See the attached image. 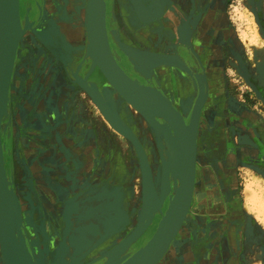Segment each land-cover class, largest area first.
<instances>
[{"label": "rangeland", "instance_id": "obj_1", "mask_svg": "<svg viewBox=\"0 0 264 264\" xmlns=\"http://www.w3.org/2000/svg\"><path fill=\"white\" fill-rule=\"evenodd\" d=\"M17 1L19 8V0ZM44 1L45 11L42 19L38 25L28 29L19 41L7 107L1 121L6 181L13 189H17L24 202L19 201L20 236L24 240L29 238L30 241L29 234H33L32 243L36 258L39 255L38 251L42 252L43 241L35 238L38 229L35 228L34 222L39 223V220H42L48 225L50 219L53 225L51 227L58 233L62 228L60 226L65 224L64 217L70 218V226H73L72 224L77 221L78 210L93 206L94 203L102 206L103 202L108 201L101 198L100 185V182L108 180L112 173L106 175L104 173L103 166L108 161H111L113 166L118 165L120 169L126 170V180H129L126 181L127 195L124 197V205L128 207L126 209H133L134 205H138L132 219H139L141 216L139 206L142 203V173L138 151L125 135L110 124L107 118L108 114L113 112L106 111L104 106L99 108L97 104L100 100L103 101L101 96L100 100L97 99L98 103L94 102L85 88L79 84V81L83 82L84 79L87 84L92 79H97L99 83L103 80L102 77L99 79L98 69H92L84 33V7L74 5L69 14L65 7L69 0ZM187 1L180 0L177 6L181 8L185 3L184 11H187ZM191 1V14L197 13L200 16L207 7L210 13L207 19L209 30L204 60L210 69L208 74L214 80L208 84V95L200 112L195 134L196 184L193 198L183 225L160 261L168 258L169 252L171 253L173 248H178L179 242V252H187L185 239L188 235H185L189 231V238L194 243L192 254L195 255V259H198L203 249L208 251L212 247L225 258L232 250L235 257L237 248L241 252L240 264H264V227L261 223L254 222L252 218V230L250 231L248 226L241 229V217L249 221L248 215L242 214L239 208L243 201L242 178L237 180L234 175L232 178L227 170L230 157L239 153L243 158L241 163L234 162L231 165L234 166L235 175L241 172L238 167L242 165L244 169L253 172L257 170L256 172L264 179V139L257 136L259 131L264 137V0H205L203 8L197 9L194 8L195 1ZM110 3L112 20L108 32L111 38L118 25L134 35L137 25L117 22L116 17L119 14L117 3L116 7L113 0ZM159 3L160 12L156 11L155 4L151 6L152 18L157 19L162 14L163 5L162 2ZM28 7L34 13L32 6ZM69 16H72V24L65 19ZM138 24L140 28L142 23ZM127 35L131 36L128 33ZM121 54L136 74L144 80L151 79V74L143 76L140 73L142 68L136 57L133 58L127 53ZM156 55L154 51L148 54L150 67L153 66ZM151 70L153 69L149 68L148 72ZM113 95L115 96L114 92ZM119 97L123 109L124 107L128 109L126 100L120 95ZM191 102L192 100L188 101V105ZM126 114L129 115L132 124H135V128L133 125L132 127L127 125L120 114L116 115L145 147V162L147 161L155 189L160 193L167 178L169 183L165 191L167 193L172 191L171 172H179V149L171 131L167 139L170 145H167L156 124L146 120L139 110L138 113L131 111ZM151 116L159 125L163 124L161 119ZM184 118L186 119V116ZM103 143H108L111 149L104 150ZM152 145L156 149V158L151 154ZM238 147L249 150L240 151ZM86 148L89 149L88 154L85 152ZM81 153L84 155L79 158ZM151 159L154 167L158 162L155 169L159 170V178H155L156 181L151 172L154 171L150 166ZM39 185L45 192H52L54 201L52 200L51 206L40 197ZM87 191L91 194L99 191L101 195L92 199ZM82 194L85 195L81 196ZM113 200L117 199L112 198L111 201ZM164 205L165 200L157 207L163 209ZM122 207L121 205V209ZM7 215L12 227L15 215L13 206L8 207ZM70 215L71 217H68ZM120 216L119 213L118 218ZM251 217L253 215H250L249 219ZM236 219L239 222L235 226ZM246 224L248 225V222ZM47 229L48 248L45 258L49 264H55L63 254L66 256L67 252H62L59 247L52 255L51 233L50 229ZM184 231L186 232L181 236ZM226 233L231 234L233 247L228 243L226 247ZM123 235L117 241L120 242ZM131 249L118 252L108 262H120ZM174 249L173 252L176 251ZM1 257L0 252V263L3 264ZM225 258L219 257L218 261ZM95 259H98L95 264H100L107 257L101 255ZM93 260L82 259L75 264H87Z\"/></svg>", "mask_w": 264, "mask_h": 264}, {"label": "water", "instance_id": "obj_2", "mask_svg": "<svg viewBox=\"0 0 264 264\" xmlns=\"http://www.w3.org/2000/svg\"><path fill=\"white\" fill-rule=\"evenodd\" d=\"M35 5L37 11L36 15L33 19H29L24 9L22 10V17L19 15L17 0H0V252L5 264H22L12 233L15 240L20 242L22 247L26 249L29 264H41L40 259L45 258L48 248L46 247L48 245L46 228L44 223L41 222L37 234L40 233L41 237H39V240L43 241V254H41L39 250L38 258L34 256L33 243L29 240H24V238L20 236V206L13 205L15 215L13 217V228L11 230V224L7 216L8 209L6 211V202L4 201V189L7 181L1 142V121L7 107L9 85L19 41L24 32L33 27L41 14V4L38 0L35 1ZM14 9H16L15 15L13 13ZM85 12L84 33L92 61V69L97 68L98 71H101L107 78L106 82L122 98L148 103L151 108L148 110L149 112L143 113L141 111L142 105H139L136 101L130 100L143 114L146 120L151 122V124H156V128L166 139L169 138L168 133L171 131L179 149V172H171L173 176L172 191L164 194L169 183L166 178V184L162 187L161 192L157 193L153 185L147 161L145 162L146 156L137 137L124 125L115 113L108 114L109 116L107 119L112 127L125 135L133 143L140 155L143 213L142 217L138 219L136 226L126 234L117 244L116 248L103 254L107 259L100 264H157L180 230L193 198L194 186L196 184L195 134L199 115L207 95L205 79L203 74L197 73L195 75L194 87L197 94L189 108L179 104L180 109L178 110L164 95H162V93H160V91L150 86L147 87L152 91L153 97L146 96L142 89L145 85H139L130 78L113 57L108 42V31L106 29V0H87ZM127 54L133 56V58L140 57L138 55L135 56V54ZM154 58L155 61L152 63L153 66L170 62L169 57L164 55H156ZM137 72H139V69ZM79 84L85 88L94 102L98 103L97 99L100 100L99 96H101L102 92H98L96 85L92 81L87 84L86 79H84L83 82L79 81ZM101 98L103 99L102 96ZM100 101L99 104H97L99 108H101L100 106H104V109L109 111L105 107V103H103L104 100L102 102ZM151 115L161 119L163 124L159 125L154 121ZM184 116H186V120ZM95 198H99V196H92V199ZM164 200V208L161 209L157 207V205H160ZM114 201L115 200L112 202ZM107 202H103L102 206L97 203L93 212L88 211L87 208L85 211L78 210L76 212L78 214L76 218L77 221L72 224L73 226H70L71 219L65 218L59 247L62 252H67V254L66 256L63 254L55 264H75L78 260H82L86 254L97 246L101 239H104L105 233L114 230L110 229V225L114 226V220L119 219V221L123 223L126 221V215L123 213L121 214L117 208H111L112 211H115L114 215H110L108 211L110 207L107 205ZM116 203L117 200L115 201V204ZM119 213L121 216L118 218ZM155 215H157L156 221L146 229ZM68 217H71V215ZM92 220L94 222L96 221L95 223L98 222L101 226L95 224ZM140 235L141 242L139 245H136L137 247L135 246L133 248V244L136 243ZM128 249H131V252H127L126 257L120 262H108V260L118 252ZM97 260L98 259H95L87 264H95Z\"/></svg>", "mask_w": 264, "mask_h": 264}, {"label": "crops", "instance_id": "obj_3", "mask_svg": "<svg viewBox=\"0 0 264 264\" xmlns=\"http://www.w3.org/2000/svg\"><path fill=\"white\" fill-rule=\"evenodd\" d=\"M116 3H117V7H118V12H119L118 16L116 14L117 22L126 23L128 25H132L133 23H135L137 25L135 28L136 30H134L135 31L134 35H132L128 31L122 29V27L117 28V30L119 29L118 30L119 32L117 30H115V32H113L112 36H113L114 44H115V46H117L116 48H118L119 52H121V53L125 54L126 52L127 53H129V52L133 53L134 52L136 55L140 56V57H136V60H137V63L142 68V69H140L141 74L143 76H147L148 74H151L150 75L151 79H153L156 82V84L163 87L165 92H168L170 94V99L179 108V104L183 105L182 101L184 100V95L192 93L194 91V86H195V84H194L195 82L190 77L189 72L186 69V67L184 66L183 61L178 57L177 53L174 55L171 53L158 52L157 56H162V55L167 56V57H169L170 62L165 63V64H159L157 66H152V67H150V64H149L150 60H149L148 54L152 51L149 49V46L151 45L150 41H151V37L153 35V30L155 29V27L157 25V19L152 18V15H153L152 10L153 9L151 8V6H152V4L153 5L155 4V6L159 8V4H160L159 1L158 0H116V2L114 3L115 7H116ZM157 12H159V11H157ZM118 17H119V19H118ZM138 23H142V26L140 28H138V25H139ZM127 33L130 34L131 36L127 35ZM108 34H109V32H108ZM120 34L124 38H126V41L120 40V38H119ZM149 68L153 69V70L148 72ZM170 78L176 83L175 88H171L170 86H168V83H167L168 81L166 82V79H170ZM180 80H182L183 86H181ZM100 82H102V81H100ZM177 82L179 85L177 84ZM100 86H102L103 88L104 87L107 88V86H109V85L107 84V82H103ZM96 88L98 89V92L101 91L97 86H96ZM207 95H208V93H207ZM101 96H102V94H101ZM257 136L262 140L264 139V137L261 135V133L259 131H257ZM102 147L104 150H105V148L111 149L110 145L108 143H105V144L103 143ZM234 149H235V147H234ZM238 150L248 151L249 148L246 149L244 147H238ZM256 153H258V151H256ZM242 159L243 158L240 157L239 153L238 154L235 153L234 156L230 157V159L228 160V162L230 164H228L227 170H228V174L232 175L231 176L232 178H234V176H235V178H237V180H239V178H242V185H243L242 186V199H243V201H242L241 206L239 208L242 211V214L245 213L248 215L247 218L249 221H247L246 219L243 220V217H241L242 219L240 221V227H242L241 229H244L248 226L249 230L251 231L252 227H253L251 224L252 218H253L254 222L261 223L262 226L264 227V179L262 178V176L260 174H258L256 172L257 171L256 169H255L256 171L253 172V170L251 171L248 169H244L242 167V165H240L238 167V170H240L241 172H239V174L235 175L236 171L234 172V166H232L233 167L232 168L231 165H233L232 163H234V162H235L234 164L241 163ZM104 166H103V169H104L105 175L108 174L109 172H112V173L109 175L108 180L106 179L105 181H101L100 182L101 184L99 183L101 185V188H102V195L99 193V191H97V193H95V194L94 193L91 194V193H89V191H87V194L88 195L91 194L90 196H95L97 194V195H101V198H103V199H108L107 205L110 207V208H108L110 215H114V211H115V210L112 211L111 208H113V207L117 208L121 214L123 213L126 215V221L123 223L122 221H119V219L114 220V226L110 225L111 228L109 227L110 229H114V230H111L112 232L110 231L108 233H105L104 239H101L99 241V243L97 244V246L94 249H92L88 254H86L84 256L83 260H87V259L93 260V259L98 258L99 256L107 253L108 251H110L115 245H117L119 243V241H117V240H119L122 237L121 235L124 234L123 235V238H124L126 236V234L130 230H132L133 227L136 226V224L138 222L137 218L136 219L131 218L132 215H135L133 213H135V211L137 212V206L138 205L137 204H136V206L134 205L133 209H131V208L126 209L128 207L125 206L124 202H123L124 197H126V195H127V193H126V181L129 180V179L126 180V177H127L126 170L120 169V167L118 165H117V167L113 166V163L111 161H108V163H105ZM122 174H124L126 176L125 180L122 179ZM195 182H196V178H195ZM202 182H204L203 178H202ZM247 189H248V191H247ZM92 191H93V189H92ZM194 191H195V186H194ZM156 192L159 193L158 189L156 190ZM166 193L167 192L164 191V194H166ZM249 193L251 194V197H249V195H250ZM193 194H194V192H193ZM84 195L82 194L81 196H84ZM112 198L117 199L116 204H115V202L111 201ZM247 198H249V199H247ZM136 203H138V202H136ZM112 204H114V205H112ZM115 205H116V207H115ZM121 205L123 206L122 209H121ZM95 206H96V204L94 203L92 208H91V206L86 207V208L88 209V211L93 212V210H95V208H96ZM131 206H132V204H131ZM139 207L141 209V210L139 209L141 212L140 217H142V213H143L142 203ZM80 210L85 211V209H80ZM240 210H238V212H240ZM250 215H253V217H251L249 219ZM140 217H138V218H140ZM154 218H157V215H155ZM234 221H235L234 225L236 226V224H238L239 221H238V219H236ZM92 222H94V221L92 220ZM246 222H248V225L246 224ZM95 224H98L99 226H101V224H99L98 222ZM126 225H128V226H126ZM60 228L64 229V225L60 226ZM61 229L58 233L59 241L61 240V235H62ZM185 232L186 231L182 232L181 236ZM244 232L245 231H243V234H244ZM141 235H142V233H141ZM141 235L138 237L136 243H134L133 246H136V244H138V242L140 241ZM187 235H188V237L185 239L186 245H187V252H185V253H183L181 251L179 252V248H180V242H179L178 248H176V249L173 248L176 251L173 252V249H172L171 253L169 252V255H168L169 257L166 259H163L158 264H192V262H193V264H194V262H195V264H240L241 259L239 257V254L241 252L237 248L235 250V253H237L235 255V257H233V255H232V250H231V253L229 252L230 254H228V256L225 258V257L221 256L220 254L216 253L215 252L216 248L212 247L213 249L211 248L208 251L203 249L200 256L198 257V259H195V255L192 254V253H194V246H193L194 243L192 242V239L190 240V238H189L190 237L189 231H187L185 236H187ZM226 235H225V237H227L226 238V240H227L226 241V247H227V243L229 246L233 247L234 243L232 241L233 239H232L231 234L226 233ZM181 236H180V239H181ZM213 243H215V242H213ZM257 244L261 245V243H257ZM225 251H226V248H225L224 252ZM236 251H238V252H236ZM219 257L225 258V259L224 260L220 259L218 261ZM215 261H216V263H214Z\"/></svg>", "mask_w": 264, "mask_h": 264}, {"label": "flooded vegetation", "instance_id": "obj_4", "mask_svg": "<svg viewBox=\"0 0 264 264\" xmlns=\"http://www.w3.org/2000/svg\"><path fill=\"white\" fill-rule=\"evenodd\" d=\"M35 1L36 0H19V12H20L21 17L23 15L22 10L24 9V10H26L29 19L34 18V16L36 15V12H37ZM38 1L41 4V14H40L39 19L33 25V27L38 25V23L40 22V20L42 19L43 15H44V11H45V5H44L45 1L44 0H38ZM158 1L162 2L163 11H162V14H160L159 18H157V25H156L155 29L153 30V35H152L151 41H150L151 45L149 46V49L156 52V53L164 52V53H171L174 55L177 53L178 57L183 61L184 66L188 70L189 75L194 80V82H195L194 78H195V75L197 73L203 74L204 79H205V83H206V91H207L206 94H207L208 93V84L210 81L214 80L212 78V76L210 74H208V70H210V69H209L207 61L204 60L206 57V48H207V42H208L207 30H209L208 29L209 22H207V19H208L210 13L207 11L208 7L200 16H198L197 13L191 14V4H192L191 0H188L186 3L188 5L187 11H184V4L185 3L182 4L181 8L177 6V4H179L180 0H158ZM194 1H195L194 2L195 3L194 4L195 9H197L198 7L203 8L204 3L206 2L205 0H194ZM110 2H111V0H106L105 20H106L107 31L110 29L109 23L112 20L111 14H110L112 3H110ZM113 2L115 3L116 0H113ZM86 4H87V0H83V4L81 3V0H79V2H78V0H69L68 4L65 7L69 11V14L72 12V10H73L72 7L74 5L84 7V12H85ZM28 6H32L34 13H33V11H30ZM156 11H159L158 7H156ZM65 19L69 24H72V16L66 17ZM118 28H120L119 25H118ZM26 32H27V30L24 32V34ZM24 34L22 36H24ZM119 38L121 41H126V38H124L121 34L119 35ZM108 42H109V46H110V49L112 51L114 59L116 60L118 65L122 68V70L130 78H132L134 81H136L139 85L150 86L152 88L157 89L158 91H160V93H162V95H164L179 110L178 106L170 99V94L168 92H165L163 87L156 84V82L153 79H148V80L142 79L138 74H136L132 70V68L125 61L124 55H122L118 51V49L116 48V46L114 44L113 36L111 38V35H109V34H108ZM17 49H18V47H17ZM16 53H17V50H16ZM218 76H220V75H218ZM101 81L102 82H100V84H98V87L105 80H101ZM166 82L168 83V86H170L171 88H175V82L171 78L167 79ZM180 83H181V86H183L182 80H180ZM196 94H197V91H193L192 94L191 93L185 94L184 100L182 101L183 106L189 107L190 105H188V101H190V100L193 101L194 98L196 97ZM114 98H116L117 104L121 107L122 106V104H120L121 98L119 97V95L117 93H115ZM127 110H129V109H125V111H127ZM129 112H130V110L128 111V113ZM141 147H142L143 151L146 150L145 147L143 146V144ZM155 151H156L155 146L152 145L151 154L156 158ZM154 165H155V167H158V162ZM150 166H152L154 171H155V172L152 171V176H153L154 180H155V178H159V170L155 169V167L153 166L152 160H150ZM56 176H58L57 172H56ZM156 219L157 218L154 219L153 223L156 221ZM41 222H42V220H39V223L34 222V226H37V227H35L36 229H38V227H40ZM26 240H28V238ZM140 242H141V238H140V241L138 242L137 245H139ZM41 254H43V253L41 252ZM40 260H41V264H49V262L47 261L46 258L40 259Z\"/></svg>", "mask_w": 264, "mask_h": 264}, {"label": "bare ground", "instance_id": "obj_5", "mask_svg": "<svg viewBox=\"0 0 264 264\" xmlns=\"http://www.w3.org/2000/svg\"><path fill=\"white\" fill-rule=\"evenodd\" d=\"M78 2H79V0H78ZM81 3L83 4V0H81ZM83 8V7H82ZM43 10V9H42ZM13 13H14V15L16 14V9H14L13 10ZM55 13H57V12H55ZM80 13V12H79ZM58 14V13H57ZM83 14H84V18H85V15H86V12H83ZM43 15V14H42ZM78 16H79V14H78ZM79 19V18H78ZM28 31V30H27ZM141 39V38H140ZM197 47V46H196ZM0 58H1V54H0ZM165 71V70H164ZM157 72V71H156ZM167 72V71H166ZM101 77L103 78V80H105L104 82H106V80H107V78L104 76V74L101 72V71H99V79H101ZM159 79V78H158ZM77 80V79H76ZM167 80V79H166ZM179 80V79H178ZM74 82V81H73ZM92 82L94 83V84H96V86L98 87V84H99V82H98V80L97 79H95V80H92ZM108 84V83H107ZM176 84V83H175ZM177 84H178V82H177ZM109 85V84H108ZM179 85V84H178ZM98 88H100V90H101V94H102V97H103V100H104V103H105V107L107 108V110H110L111 112H113V113H116L117 115H121V117L123 118V121L127 124V125H133L134 126V128H135V124L133 123L132 124V121L130 120V117H128L129 115H127L126 114V112H128L129 110H131L132 112H135V113H138V109L136 108V106L135 105H133L132 103H131V101H136V100H134V99H130V100H128V99H125L126 100V104H127V108L129 109V110H127V111H125V107H124V109H123V106H119L118 104H117V102H116V98H114V95H113V92L114 93H116L115 92V90H113L112 88H111V86L109 85V86H107V88H103L102 86H99ZM179 88V87H178ZM142 89H143V92H144V94L146 95V96H148V97H153V94H152V91L147 87V86H143L142 87ZM175 90V89H174ZM113 91V92H112ZM178 91V90H177ZM176 91V92H177ZM179 92V91H178ZM57 94V93H56ZM180 94V93H179ZM136 102H138V104L139 105H142L141 106V111L143 112V113H147V112H149L148 110H150V105L148 104V103H146V102H144V101H136ZM141 103V104H140ZM54 106H55V103H53V108H54ZM56 108V107H55ZM49 110V109H48ZM55 111H57V110H55ZM130 111V112H131ZM16 112V111H15ZM14 112V113H15ZM132 114V113H131ZM135 116V115H134ZM50 117V116H49ZM53 117V116H52ZM138 117V116H137ZM136 117V118H137ZM140 117V116H139ZM132 118V117H131ZM47 119H48V117H47ZM52 119V118H51ZM38 120H40V119H38ZM41 121V120H40ZM140 121V120H139ZM33 123V122H32ZM37 123V122H36ZM49 125V124H48ZM35 127V126H34ZM40 127V126H39ZM132 127V126H131ZM41 128H42V124H41ZM33 132V131H32ZM83 132V131H82ZM163 138H164V136H162ZM79 140V139H78ZM78 142V141H77ZM163 142V141H162ZM164 142L167 144V145H170V144H168L169 143V141L166 139V138H164ZM146 146V145H145ZM167 148V147H166ZM169 148V147H168ZM85 152H86V154H88L89 153V149H85ZM83 153H81V156L79 157V158H82L83 157ZM170 155V154H169ZM48 156V155H47ZM92 156V155H91ZM30 157V156H29ZM172 157V156H171ZM55 158V157H54ZM78 158V159H79ZM89 159H91V158H89ZM170 159V158H169ZM77 160V159H76ZM152 160V159H151ZM172 162V160L170 161V163ZM84 163V162H83ZM172 164V163H171ZM43 166V165H42ZM81 166V165H80ZM115 167H117V166H115ZM114 167V168H115ZM45 168V167H44ZM82 171V170H81ZM152 172V171H151ZM155 172V171H154ZM157 172V171H156ZM123 173V172H122ZM120 176V175H119ZM158 176V175H157ZM38 177V176H37ZM125 175L124 174H122V179L123 180H125ZM76 178V177H75ZM39 179V178H38ZM77 179V178H76ZM76 181V180H75ZM156 181V180H155ZM10 184V183H9ZM7 185L6 184V186H5V189H4V201L6 202V211H7V209H8V207L11 205V206H13V205H19L20 204V202L21 203H24V202H22L23 200H22V198L20 197V194L17 192V189L15 188V189H13L10 185ZM14 184V183H13ZM127 184V183H126ZM11 185H12V183H11ZM44 186V185H43ZM45 187V186H44ZM129 187V186H128ZM127 188V187H126ZM38 191H39V194H40V197L43 199V200H45V203L46 204H48L49 206H51L52 204H53V195H52V192H50V191H46L45 192V190H43L42 188H41V185H39V188H38ZM247 191H248V189H247ZM247 193V192H246ZM252 193V192H251ZM250 194V193H249ZM253 194V193H252ZM23 196V195H22ZM50 196H52V198H50ZM45 197V198H44ZM249 197H251V194L249 195ZM247 199H249V198H247ZM256 199V198H255ZM53 200V201H52ZM20 201V202H19ZM255 201V200H254ZM27 203V202H26ZM48 206V207H49ZM24 210V209H23ZM26 211V210H25ZM26 215V214H25ZM8 216V215H7ZM64 219H65V217H64ZM51 220L49 219V223H48V225H47V223L45 224V222H44V226H45V228L47 229H50V233H51V237H50V243L53 245V253H52V255H54V253H56L57 251H58V248H59V239H58V233H59V231H58V233L57 232H55V230H54V228H52L51 227V225H52V223L50 222ZM183 225V224H182ZM53 226V225H52ZM35 227H37V226H35ZM10 229L12 230V227L10 226ZM47 229V230H48ZM248 230V229H247ZM11 233H12V231H11ZM28 233H30L29 231H28ZM28 233H26V234H28ZM32 233V232H31ZM245 234V233H244ZM29 236H31V238H30V242L32 243L33 242V239H34V236H33V234H29ZM12 237H13V239H14V242H15V246H16V249H17V251H18V256H19V259L21 260V263L22 264H29V258H28V256H27V251H26V249L25 248H23L22 247V244L20 243V242H18L17 240H15V237L13 236V233H12ZM28 237V236H27ZM39 237H41V235H40V233L39 234H36L35 235V238H37V239H40ZM110 237V236H109ZM28 240H29V238H28ZM54 240H56V241H54ZM97 250V249H96ZM33 254H34V250H33ZM36 257V256H35ZM1 261H2V263L3 264H5V261L3 260V258L1 257ZM1 264V263H0Z\"/></svg>", "mask_w": 264, "mask_h": 264}]
</instances>
